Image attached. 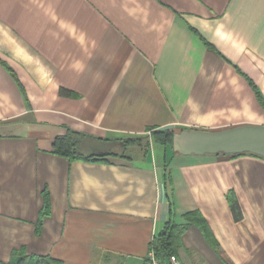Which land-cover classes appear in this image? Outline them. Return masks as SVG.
Returning <instances> with one entry per match:
<instances>
[{"label":"crops","instance_id":"0c3cea01","mask_svg":"<svg viewBox=\"0 0 264 264\" xmlns=\"http://www.w3.org/2000/svg\"><path fill=\"white\" fill-rule=\"evenodd\" d=\"M241 125L264 126V0H0V264H147L192 211L211 236L189 226L183 264H264V158L152 134ZM72 133L95 160L56 152Z\"/></svg>","mask_w":264,"mask_h":264},{"label":"trees","instance_id":"16d2710c","mask_svg":"<svg viewBox=\"0 0 264 264\" xmlns=\"http://www.w3.org/2000/svg\"><path fill=\"white\" fill-rule=\"evenodd\" d=\"M253 88L255 89V92L259 100H261V102L263 103L262 96L259 90L256 88L255 85H253ZM152 132L157 142L165 146H173V138L174 135L176 134L175 132L170 130H155V129H153ZM76 135H80V134L72 133L69 137L57 138L54 142L56 152L71 157V159H80L85 161L95 160L94 159V157L96 156L95 154L85 155V154L77 153V142L75 140ZM121 144H123L124 147L137 146L144 152H148L150 149V139L148 137L127 139L125 141L123 140L121 141ZM107 154H113V153H107ZM246 154L260 157L251 153H246ZM230 156H240V155H230ZM44 199H45V204L38 225L39 229L40 226H42L44 217L48 216L51 211V201L48 191L44 192ZM227 199L230 203L235 219L237 221L241 220L243 218V215L236 194L233 191H230L227 196ZM184 218L189 222L188 225L181 226L177 224L176 221H174V219L168 222L165 225L164 229L162 230L161 234L158 237H156L151 243L150 252H154L156 256L162 260H166L172 255L177 256V253L182 246V236L185 233V231L189 228V226L192 225L201 229L205 237L210 238L211 231L207 225V221L204 219V217L201 215L200 212L192 211L186 213L184 215ZM9 264H64V263L63 261L55 259L51 256H33V255L29 256L24 252V250H21L14 252L13 259L10 261Z\"/></svg>","mask_w":264,"mask_h":264},{"label":"water","instance_id":"95a60500","mask_svg":"<svg viewBox=\"0 0 264 264\" xmlns=\"http://www.w3.org/2000/svg\"><path fill=\"white\" fill-rule=\"evenodd\" d=\"M173 149L188 156L251 153L264 158V126L241 125L222 131H183L174 135Z\"/></svg>","mask_w":264,"mask_h":264},{"label":"built area","instance_id":"2783aa9c","mask_svg":"<svg viewBox=\"0 0 264 264\" xmlns=\"http://www.w3.org/2000/svg\"><path fill=\"white\" fill-rule=\"evenodd\" d=\"M147 264H183L176 255H172L166 260H162L156 256L154 252H150L147 257Z\"/></svg>","mask_w":264,"mask_h":264}]
</instances>
